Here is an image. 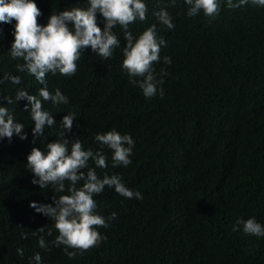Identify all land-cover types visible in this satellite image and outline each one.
<instances>
[{"label":"trees","instance_id":"trees-1","mask_svg":"<svg viewBox=\"0 0 264 264\" xmlns=\"http://www.w3.org/2000/svg\"><path fill=\"white\" fill-rule=\"evenodd\" d=\"M35 2L40 24L52 12L88 6V0ZM144 2L147 18L128 31L135 39L155 24L157 38L166 42L153 63L156 79H163L158 86L163 96L158 91L145 98L130 82L122 68L124 31L117 25L113 32L120 46L110 58L88 48L74 75L47 74L48 90L58 88L68 103L46 101L44 109L56 124L35 141L30 111H24L27 101L7 104L5 98L15 101L20 89L38 96L44 85L17 71L23 61L9 52L15 21L0 24V69L21 77L20 84L0 83V106L25 125L27 134L24 140L15 134L11 141L0 138V264H37L36 253L40 264H264V236L247 234L236 224L254 217L264 225V6L249 0L229 9L220 0V14L209 18L202 11L188 16L185 0ZM161 9L174 28L158 21L154 13ZM97 23L104 27L100 13ZM166 56L170 64L163 62ZM68 113L75 118L65 138L79 139L85 150H100L107 158L106 168L91 159L89 167L100 178L119 175L143 197L128 199L106 187L95 195L96 213L108 221L97 229L105 239L83 253L77 250L75 259L53 242L58 232L51 219L30 207L31 202L53 204L52 196L60 193L31 183L34 174L26 166L33 147L46 152V143L61 139L60 124ZM113 129L135 142L127 167H112L111 150L95 141L96 134ZM112 212L117 216L108 220ZM41 235L46 248L39 246Z\"/></svg>","mask_w":264,"mask_h":264},{"label":"clouds","instance_id":"clouds-1","mask_svg":"<svg viewBox=\"0 0 264 264\" xmlns=\"http://www.w3.org/2000/svg\"><path fill=\"white\" fill-rule=\"evenodd\" d=\"M174 2V0H173ZM189 6L187 15L194 17L201 11L209 18L220 14V0H185ZM249 3V0H226L229 9L238 8ZM257 6H264V0H251ZM97 13L104 19V27L97 23ZM147 5L144 0H88V6L65 8L59 12H52L46 24H40L38 18L42 15L35 0H0V24H11L15 21L10 54L14 60H22L16 65L17 71L35 77L43 84L39 88L38 96L29 94L23 89L16 92L15 101L5 98L7 104L19 100H26L24 111H30L34 122L32 134L34 141L44 135L45 129L56 124L53 115L45 110L46 101L49 104H67L66 97L58 88L50 92L47 87L48 73H59L63 76H72L77 70V61L85 49L91 50L102 59L113 55V50L120 46V41L113 29L119 25L124 31L126 45L123 48L122 68L130 77V82L138 86L145 98L157 95L163 96V79H156L153 63L160 60L161 45L166 42L157 38V28L153 24L134 39L128 31L129 25L137 20L144 21ZM158 21L167 28H174L169 13L165 9L155 12ZM163 62L170 64V57H164ZM166 72L161 69V76ZM4 85L20 84L21 77L13 76L7 70L0 69V83ZM39 97V98H38ZM75 114L68 113L62 117L59 134L61 139L46 143L47 151L33 147L27 156V169L33 174L31 183L39 185L41 189L51 186L52 191L60 193L52 196L53 204H37L31 202L30 207L51 219L58 235L53 241L57 246L63 245L65 254L75 259L77 250L83 253L98 246L105 237L97 229L107 227L108 221L96 213L97 203L93 198L103 189L114 188L119 195L132 199H142L139 191L126 187L119 175H104L100 178L95 169L89 167V160H93L99 168H106L107 158L100 150L93 152L85 150L79 139L70 141L65 138V131L71 132ZM25 125L16 122L7 107L0 106V138L11 141L15 134L21 140L27 138L24 132ZM95 141L101 147L111 150L112 167L123 165L127 167L132 161L134 140L129 134H121L115 129L98 133ZM70 145V147H69ZM86 170V171H85ZM178 177L177 174L165 171ZM83 181L81 186H77ZM67 182V183H66ZM117 216L112 212L108 220ZM237 225H242L243 231L250 235L264 236V225L254 217L238 219ZM43 232L44 228H39ZM236 230V225L233 226ZM36 235L35 232L32 233ZM51 229L48 235H51ZM27 238L26 233L21 234ZM39 246L46 248L44 236L38 239ZM74 249V251H68ZM17 254L23 256V249L17 248ZM34 260L40 264L39 253Z\"/></svg>","mask_w":264,"mask_h":264}]
</instances>
